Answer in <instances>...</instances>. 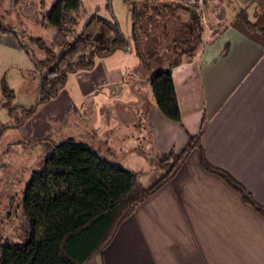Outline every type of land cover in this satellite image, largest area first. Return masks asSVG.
I'll return each instance as SVG.
<instances>
[{"label": "crops", "instance_id": "crops-1", "mask_svg": "<svg viewBox=\"0 0 264 264\" xmlns=\"http://www.w3.org/2000/svg\"><path fill=\"white\" fill-rule=\"evenodd\" d=\"M204 4L214 30L211 41H203L191 56L184 53L171 71L180 122L158 109L150 69L132 42L98 58L92 69L76 71V85H70L68 77L65 91L54 98L65 102L62 114H67L74 112L78 95L84 97L86 105L77 120L80 130L68 136L90 143L106 159L116 146L105 135L140 123L127 102L132 94L140 98L148 84L150 109L141 129L153 135L159 155L170 148L179 151L190 136L195 139L169 179L135 206L102 253L85 264H264V214L202 165L205 156L264 206V0ZM174 12L181 33L190 14ZM32 68L16 37L0 32V87L9 74ZM38 113L43 118L39 123L32 118L36 130L46 123L43 110Z\"/></svg>", "mask_w": 264, "mask_h": 264}, {"label": "trees", "instance_id": "trees-1", "mask_svg": "<svg viewBox=\"0 0 264 264\" xmlns=\"http://www.w3.org/2000/svg\"><path fill=\"white\" fill-rule=\"evenodd\" d=\"M177 9L190 14V21L181 33L170 22ZM129 12L130 38L115 18H107L97 11L88 15L77 32L75 26L84 13L83 3L55 0L49 11L39 18L41 25L56 27L52 42L45 47L42 57L28 50L15 30L0 24V32L16 37L32 60V70L39 75L41 96L35 106L24 108L23 114L16 117L15 125H23L39 104L55 97L70 73L92 69L98 58L123 49L129 42L150 69V83L158 109L167 118L180 122L171 71L182 61L184 53L191 56L192 50L204 41L200 11L195 4L179 0H130ZM244 21L253 27L247 17ZM145 23H150L148 28ZM152 36L171 39V42L165 39L166 44H162L166 59L169 58L166 63L152 64L154 57L148 54L157 53L162 46L150 44ZM0 92V103L12 115L14 107L8 103L12 93L3 80ZM4 127L1 126L0 132ZM194 141V136H190L179 151L170 148L162 153L160 157L169 164L168 170L146 187L135 171L102 157L90 143L72 136L62 138L49 147L42 167L32 171L25 186L23 206L30 217L31 230L23 241L0 243V264H85L95 254H101L118 224L169 179ZM202 165L222 177L244 201L264 214V206L227 171L208 162L205 156H202Z\"/></svg>", "mask_w": 264, "mask_h": 264}, {"label": "rangeland", "instance_id": "rangeland-1", "mask_svg": "<svg viewBox=\"0 0 264 264\" xmlns=\"http://www.w3.org/2000/svg\"><path fill=\"white\" fill-rule=\"evenodd\" d=\"M54 1L18 0L9 5V0H0V24L15 30L26 48L34 52L37 57H42L45 47L52 42L56 27L41 25L39 18L49 11ZM80 1L83 3L84 13L78 18L75 26L77 32L81 30L88 15L97 11L107 18H115L123 33L127 37L130 36V0ZM172 21L171 26L177 27L176 17ZM149 24L145 23L144 26L148 28ZM201 26L203 27L202 24ZM209 29H212L213 33V26L208 20L207 30L204 27L202 29L204 42L212 35L208 33ZM36 37L39 39H35ZM150 39V44L158 45L171 40L170 38L162 39L160 36H152ZM163 46L165 45L159 47L157 53L148 54L150 58L156 59L152 61V64L168 61L169 58L166 59L167 55ZM80 70L87 71L88 69ZM75 72L69 74L70 85H76ZM123 75L125 76L124 73ZM5 79V84L12 93L8 97V103L14 109L10 115L6 107L0 103V128L5 125L0 132V243H12L23 241L27 232L31 230L30 217L23 206V194L32 171L42 167L50 146L68 137L70 133L80 130L77 120L86 103L84 97L79 94L74 112L62 114L65 102L54 101L56 97H53L49 102L42 103L44 105L39 104L37 110L23 125L16 126V117L23 114L24 108L35 106L41 96L39 75L33 70H18L17 75L10 76L9 74ZM121 80L126 81L124 78ZM63 87L59 89L60 92L65 91ZM139 95L132 94L127 106L129 104L136 109L140 123L127 128L122 126L120 130L105 135V138L106 140L111 139L116 146V149L111 150L108 160L135 171L138 180L147 187L166 173L169 164L167 165L155 150L153 135L151 136L150 132L144 133L141 129L143 128L141 124H144L143 118L148 115L150 109V85H145L140 98ZM41 109L46 115L44 118L46 123L43 128L36 130L38 127L35 126L32 118L39 123L38 118H43V114L38 113ZM86 116L91 117L90 114ZM29 121L30 123L26 125ZM40 132L44 133L38 134Z\"/></svg>", "mask_w": 264, "mask_h": 264}, {"label": "built area", "instance_id": "built-area-1", "mask_svg": "<svg viewBox=\"0 0 264 264\" xmlns=\"http://www.w3.org/2000/svg\"><path fill=\"white\" fill-rule=\"evenodd\" d=\"M179 1L188 3V4H195L198 7L200 11V18H201L200 22L203 25V27L206 28L207 30L208 17H207L206 10H205L204 0H179ZM211 31L212 29H209L208 33H212Z\"/></svg>", "mask_w": 264, "mask_h": 264}, {"label": "water", "instance_id": "water-1", "mask_svg": "<svg viewBox=\"0 0 264 264\" xmlns=\"http://www.w3.org/2000/svg\"><path fill=\"white\" fill-rule=\"evenodd\" d=\"M124 48H127V46H125Z\"/></svg>", "mask_w": 264, "mask_h": 264}]
</instances>
